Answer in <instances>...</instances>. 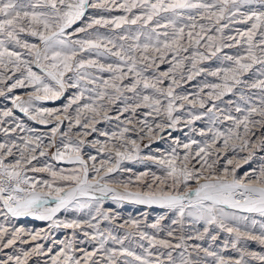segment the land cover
<instances>
[{
	"label": "snow or ice",
	"instance_id": "1",
	"mask_svg": "<svg viewBox=\"0 0 264 264\" xmlns=\"http://www.w3.org/2000/svg\"><path fill=\"white\" fill-rule=\"evenodd\" d=\"M252 4H258L259 9H252L248 12L240 11L242 5ZM89 9L108 12L122 10L125 14L106 18L96 13L90 16L82 26L73 29L74 25L85 20ZM237 14L242 17L240 22L244 24L250 22V27L243 31L237 30L234 36H225L224 30L228 24H222L221 21L228 19L231 23ZM97 26H112L116 29L128 26V28L126 34L119 37L122 42L117 44L113 39L100 34L98 30L89 32L90 29H95ZM132 26H139L135 33H132ZM69 29H73V31L69 33ZM159 29H163V31H159ZM185 29H188L187 32ZM213 30L219 35L210 34ZM79 33H85V37L69 38ZM29 38H34L36 42H30ZM128 41H132V43H127ZM202 41L208 54L199 51ZM233 45H246V48L243 54L223 57V60L231 62L230 67L217 69L210 73L213 76H220L223 83L205 85L213 90L208 93L209 98L219 99L225 92H232L233 88L241 84L260 89L264 93V79L256 80L251 84L241 79L242 75L248 73L254 65H260V75L264 76V0H119V2L118 0H0V82L12 79L11 76L5 77V73L20 72V77L11 84L8 91L18 87L31 86L33 92L29 93L27 101H22L19 96L15 97L13 105L25 114H29L30 108H34L30 119L40 124L46 125L51 122L52 117H55L57 126L51 130L53 136H55L59 124L62 123L59 115L60 110L36 108L34 101L58 100L69 87L81 90L78 94L73 95L64 106L63 111L67 113L69 108L77 105L75 124L81 126L82 129H87L95 122L96 116L104 109L103 101L107 99L111 103L114 100H119L125 90L136 96V103L128 105L129 98L124 97L126 104L124 111L131 108L135 112L136 108L143 106L159 113L160 99L152 95H142L137 91L141 85L145 90L152 89L155 93L168 98L165 110L168 119L174 126L179 120V117L172 115L175 110L174 101L176 99L187 100V97L176 96L171 85L166 91L158 87L163 83L161 77L170 78L172 85H176V78L174 75L170 76V73H174L177 68H182L186 60L191 63L192 69H196L195 74L199 75L204 71L202 68L197 69L199 61L210 59L223 48H231ZM190 49H192L190 56L181 55L188 53ZM86 52H95L97 57H113L115 61L106 64L100 62L99 59H85L80 54ZM169 53L172 54L175 63L168 71L160 73V76L155 77L154 80L143 76L148 68L156 64L157 59L163 63L166 54ZM33 65L39 69V72L33 70ZM89 69L101 73H111V77L108 80H102V84L97 85L96 88H81V81L96 85L97 80L102 79L95 76ZM69 73L72 75L69 76ZM129 74H132L134 79L122 87V82L128 78ZM192 78L191 75L188 77V79ZM68 81L73 82L69 84ZM85 91L94 92L95 97L89 96L90 103L80 104V101L85 98ZM3 94L0 91V95ZM241 98L243 99V93H241ZM98 101L101 103H97ZM204 103L205 101L201 100L200 106L204 107ZM236 110L241 111L239 107ZM85 112L93 114L91 119L84 116ZM11 114V110L3 113L5 117ZM148 114L151 115V113ZM254 116H258L259 119H254ZM64 118L71 120V117L67 115ZM193 119H200V117L196 116ZM226 119L232 120L233 127L229 128L227 133L215 130L212 134V144L215 145L218 140L223 138L224 148L227 149L232 141L231 146L234 149L236 147L234 141H240L241 151L249 149V155L245 158V163H247L253 155L251 149H264V95L261 96L259 107L249 108L242 119L232 116H227ZM71 127L70 124V130ZM157 127L161 128L162 125H157ZM241 128L243 134H241ZM256 128L259 129V132L253 131ZM92 130L95 131V128ZM151 130L149 126V132ZM128 131L127 128L123 129L120 136L123 137L124 133ZM209 131L211 132L212 129ZM88 134L83 132V136ZM63 135L66 139L62 138L60 147H57L54 141L50 145L56 149L52 159L78 164L80 167L68 172H57L49 164H45L43 168L33 167L30 169L33 172H49L51 180H35L25 174V165H30L33 160L37 159L35 155L31 154L36 153L37 149H41L40 156L47 154L43 150V147L47 146L42 145L40 136L35 137L34 147L32 138L25 139L24 149L21 150L19 159H16L12 164L4 163V156H11L12 148L0 144V152H2L0 154V202L3 203V208L6 210L5 215L11 214L13 217L35 215L41 220H52L61 208H67L72 201L77 200L78 196L100 201L111 194L112 198L116 200L130 199L136 203L159 205L161 208L174 211L177 219L172 220V224L179 225L181 230L185 217L191 218L192 221H203L205 227L203 233L197 232L195 237L181 235L177 243H173L169 239L148 237L146 233L141 232V238L149 240L150 248L158 247L168 250L156 254L145 249L147 254L144 256L123 247V239L111 237L115 243L121 245L119 249L106 248L107 239H102L98 248L91 252L81 250L83 254L78 257L76 249L69 241L64 243V247L59 252L51 256L50 264H165V261L160 259L162 256H166L168 264H207L206 260L199 257L200 252H203L205 257H212L214 264H246L244 255L257 257L256 253H245L242 249H237L241 253L240 258L232 260L215 251H210L209 248H203L199 244L189 246L186 240H203L204 236L209 234V226L215 225L234 237L233 248H237V244L242 239L257 240L264 245V225H261L260 235H255L247 230L242 231L238 226H230V222L249 220L247 215H237V213H256L264 217V163L260 164L258 169L245 173L243 179L236 175L235 168L239 167V164L233 167L231 172L227 167H224L223 175H221L214 168L216 161L209 163L208 157L211 152L206 143L205 147L199 148L196 156L203 161L201 167L209 171L208 176H203L201 172L189 167L188 154H185L184 162L180 164L177 163L178 158L173 155L171 159L158 161L165 166V175L160 177L152 174L153 182L157 185L155 190H153L152 184H145L148 191L121 194L109 187L106 177L119 169L122 160L134 158L126 151H121L123 145L113 146L116 161L113 166L106 168L105 175H101V171L106 162H102L100 167H96V157L89 156V159L93 161L91 171L95 172L98 177L90 179L88 162L82 155L85 141L80 138L81 133L76 134V139H73L69 133ZM252 136L257 137L255 142H252ZM131 143L135 145L136 142L131 141ZM192 143L197 142L192 141ZM184 147L189 149L191 145L185 144ZM5 149L6 152L3 151ZM25 152L30 155L26 156ZM111 159L110 155L108 160ZM147 159L155 160L156 157L150 156ZM227 163L231 165L233 160L229 159ZM229 175H231L230 179ZM146 176H148L147 172L142 173L137 177V180H142ZM168 180H171V184L167 183ZM193 181L195 187L190 183ZM160 185L164 187H160ZM96 192H99L100 195L96 196ZM49 198L55 200V207L44 208ZM79 206L84 207L85 205L80 204ZM228 209L232 211H228ZM97 213L99 214V209H97ZM104 218L108 219V216L105 215ZM163 219L164 217L161 216L151 227L159 229L160 221ZM55 223L56 226H59V222ZM125 223H130L135 228L139 227V222L135 220L125 221ZM251 223L254 225L255 221L253 220ZM63 226L78 228L80 222H64ZM89 226L94 227L93 225ZM174 231V229L169 230L167 235L175 239ZM19 232V229L15 230L12 233V238L8 239L4 246L8 247L14 244ZM7 234L8 229L0 224V241ZM38 235L32 236V239L36 240ZM92 238L96 239L95 236ZM216 238L215 235L211 236L213 241ZM42 247L37 244L33 251L38 255H43ZM189 247L193 251H189ZM224 247H228L227 243ZM178 249L180 251L174 257L173 253ZM48 251L51 252L52 249L50 248ZM98 252H103V255L99 259H94ZM194 253L195 259L193 258ZM29 255L28 252L24 253L25 257ZM154 255L156 258L151 259L150 257ZM259 259L264 261V256H260ZM8 260H14L15 264H27L26 259L22 260L19 256H9ZM0 264H7V261H0Z\"/></svg>",
	"mask_w": 264,
	"mask_h": 264
},
{
	"label": "rangeland",
	"instance_id": "2",
	"mask_svg": "<svg viewBox=\"0 0 264 264\" xmlns=\"http://www.w3.org/2000/svg\"><path fill=\"white\" fill-rule=\"evenodd\" d=\"M252 9H259V5H242L240 11L248 12ZM134 11L138 12L139 10ZM96 13L106 18L125 14L122 10L108 12L89 9L85 20L78 22L77 25L73 26V29L82 26L90 16ZM241 19L242 17L237 14L231 23L228 19L221 21L222 24H228V27L224 30V35L234 36L237 30L243 31L250 27V22L249 24H244L240 22ZM138 27L139 26H132V33H135ZM127 28L128 26H124V28L120 29L113 28L112 26H97L95 29H90L89 32L98 30L100 34L113 39L119 44L122 42L119 40V37L126 34ZM73 29H69L68 32L71 33ZM187 30L188 29H185L186 32ZM159 31H163V29H159ZM210 34L219 35V33H215L214 30ZM84 37L85 33H79L69 38L77 39ZM29 40L30 42H36L34 38H29ZM226 42L232 43L231 41ZM127 43H132V41H128ZM109 47H111V45H109ZM245 48L246 45H233L231 48H223L222 51L218 52L216 56L210 59L199 61L197 63V69L202 68L204 70L200 72L199 75L195 74L196 69H192L191 63L186 60L182 68H177L174 73H170V76H175L177 81L176 85H172V80L170 78L161 77L163 83L158 85V87L166 91L171 85L176 96L187 97V100L176 99L174 101L175 110L172 115L173 117H179L178 122L174 126H172L171 120L168 119L165 110L168 105V98L155 93L152 89L145 90L141 85L137 91L142 95H152L160 99L161 105L159 113L153 111L151 108H145L143 106L136 108L135 112H133L131 108H129L128 111H124L126 107L124 97L129 98L127 101L128 105H135L136 103V96L132 92L125 90L121 99L114 100L111 103H109L107 99L103 101L104 109L96 116L95 122L87 129H82L81 126L75 124V109L77 105H73L69 108L67 113L63 111L64 106L73 95L78 94L81 90L69 87L58 100L34 101V106L36 108L43 107L60 110L59 115L62 123L59 124L58 130L55 136H53L51 130L57 126L55 117H52L51 122L46 125L40 124L30 119V114L34 113V108H30L29 114H25L13 105V100L17 96H19L22 101H27L29 93L33 92V88L31 86L23 88L18 87L12 89V91H8L11 84L15 83L16 79L20 77V72L9 71L5 73V77L11 76L12 79H5L3 82H0V91L4 93L0 95V144H5L7 147L12 148V155H5L4 163L6 165L12 164L16 159H19L20 152L24 149L25 139L32 138V146L34 147L36 143L35 137L40 136L42 145L47 146L43 147V150L47 154L45 156H40L39 152L41 149H37L36 153L31 154L35 155L37 159L33 160L30 165H25V174L35 180H51L49 172H33L30 169L33 167L43 168L45 164L51 165L57 172H68L72 169H78L80 167L78 164L53 160L52 156L56 149L50 145L54 141L56 146L60 147L62 138L66 139L63 135L64 133H69L73 139L77 138V133H81L80 138L85 141L82 155L88 162L90 179H97L98 177H96L95 172L91 171L93 161L89 159V156L96 157V167H100L102 162H106L104 169L101 171V175H105L107 167L115 164L116 157L115 151L113 150L114 145L117 147L123 145L121 151H126L134 157L133 159L122 160L119 169L106 177L109 187L121 194L125 192L148 191L145 184H152L153 190H155L157 185L153 182L152 174L160 177L165 175V166L161 165L158 161L160 159H171L173 155L178 158L177 163L180 164L184 162L185 154H188L189 167L201 172L203 176H208L209 171L201 167L203 161L200 157L196 156V152L199 151V148L205 147L206 143L211 152V155L208 157L209 163L216 161L214 168L219 174L223 175L224 167H227L231 172V169L239 164V167L235 168L236 175L243 179L245 173H250L253 169H258L260 164L264 163V159H262L264 158V149H251L253 152L252 158L245 163V158L249 155V149L241 151L239 147L240 141H234L236 144L234 149L231 146L233 142L230 141L229 147L225 149L223 146V138L218 140L215 145L212 144V134L217 129L227 133V130L233 127V122L232 120L226 119V117L232 116L242 119L243 116L247 114L249 108L259 107L261 96L264 95V93H262L260 89L246 87L241 84L233 88L232 92H225L222 97L216 99L215 97L209 98L208 93L213 90L205 87V85L222 84L223 81L220 76H213L210 73L217 69L230 67L231 62L223 60V57L226 55L235 56L237 54H243ZM18 50L24 51L22 49ZM113 51H115V49H113ZM191 51L192 49H190L188 53H182L181 55L190 56ZM199 51L206 52L203 41L201 42ZM206 54L208 53L206 52ZM80 55L85 59H99L100 62L106 64L115 61L113 57H97L95 52H86ZM174 63L175 61L172 59V54H166L163 63L157 59L156 64L148 68L143 73V76L150 80H154L155 77L160 76V73L168 71ZM33 70L39 72V69L34 65ZM259 70L260 65H254L248 73L242 75L241 79L247 81L248 84L256 80L264 79V76L260 75ZM89 71L102 79L97 80L96 85L81 81V88H96L97 85L102 84V80H108L111 77V73L108 72L101 73L94 69H89ZM125 71H127L126 68ZM68 75L71 76L72 73ZM190 75L193 77L192 79H188ZM133 79L134 77L132 74H129L128 78L122 82V87L123 85L129 84ZM72 82L73 81H68L69 84ZM109 91H111V89H109ZM241 93H243V99L241 98ZM89 96L94 98L95 93L85 91V98L80 101V104L85 102L90 103L91 101L88 99ZM201 100L205 101L204 107L200 106ZM97 103L101 102L98 101ZM213 105H215V107H213ZM238 107L241 109L240 112L236 110ZM209 109H211V111H209ZM9 110H11L12 114L5 117L3 113ZM148 113H151V115ZM66 115L70 116L71 120L65 119L64 117ZM84 116L91 119L93 114L85 112ZM196 116H199L200 119H193V117ZM253 118L259 119L258 116H254ZM81 120L83 123V116ZM70 124L72 125L71 130L69 129ZM157 125H162V127L158 128ZM149 126L152 129L151 132H149ZM93 128H95V131L92 130ZM125 128L129 129V131L124 133V136L121 137L120 133ZM29 129H31V131H29ZM209 129H212V131L210 132ZM253 131L259 132V129L256 128L253 129ZM83 132L89 134L83 136ZM202 132L204 133L203 135L201 134ZM241 134H243L242 128ZM256 139L257 137L255 136L251 137L252 142H255ZM97 141H99V143H97ZM131 141H135V145H133ZM192 141H196L197 143H192ZM185 144H190L191 147L186 149L184 147ZM173 150L175 151L173 152ZM3 151L6 152V149ZM0 154H2V152H0ZM25 155L28 156L30 153L25 152ZM110 155L112 159L108 160ZM201 155H203V153H201ZM137 156L139 157L138 159L136 158ZM150 156H154L156 159H147V157ZM229 159L233 160V164L229 165L227 163ZM145 172L148 173V176L144 177L142 180H137V177ZM230 178L231 175H229V179ZM167 183L171 184V180H168ZM190 183L195 187L194 181ZM160 187L164 186L160 185ZM95 195L99 196L100 193L96 192ZM55 204V200L49 198L44 208H53ZM80 204H84L85 206L80 207ZM97 209H99V214L97 213ZM228 211L232 210L228 209ZM4 212H6V210L3 208V203L0 202V224H3L4 227L8 229V234L0 241V261H7V264H15L14 260H8L9 256H19L22 260L26 259L27 264H50L51 256L59 252V250L64 247V243L69 241L72 242L73 247L76 249V255L78 257L83 254L81 250L88 252L94 251L99 247V242L102 239H107L106 248L119 249L121 245L115 243L111 237L123 239V247L129 248L138 255H146L145 249H149L151 252L158 254L159 252H167L168 250L158 247L150 248L149 240L147 238L142 239L140 236L141 232L146 233L148 237L169 239L172 240L173 243H177L181 235L185 237L189 235L195 237L197 232L203 233L205 227L203 221H192L191 218L185 217L183 229L181 230L179 225L172 224V220L177 219V215L174 211L161 208L159 205L136 203L134 200L130 199L116 200L112 198L111 194L100 201L90 200L89 197L78 196L77 200L72 201L67 208H61L55 216H53L52 220H41L32 215L13 217L11 214L5 215ZM105 215L108 216V219L104 218ZM237 215H247L249 220L239 221L237 223L230 222V226H238L242 231H251L255 235L261 234V225H264V217L256 213H237ZM161 216H163L164 219L160 221V228H152L151 225L156 223ZM133 220L139 222L138 228L132 227L130 223H125V221L131 222ZM253 220L255 221L254 225L251 223ZM71 221L80 222V227L65 228L63 226L64 222ZM55 222H59V226H56ZM89 225H93L94 227H90ZM17 229H19L20 232L15 243L5 247L4 245L7 243V240L12 238V233ZM173 229L175 230V239L167 235V232ZM85 233H87V235H85ZM101 233L103 235H99ZM37 234H39L37 239L33 240L32 236ZM213 235L217 237L215 241L211 239ZM93 236H95L96 239H93ZM233 239V236L222 231L217 226L212 225L209 226V234H206L203 240H186V243L189 246L199 244L203 248H209L210 251H215L232 260L240 258L241 253L237 249H242L245 253L257 254L256 258L247 254L244 255L246 264H264V261L259 259L260 256H264V245L260 244L257 240L242 239L239 244H237V248H233ZM226 243L228 245L227 248L224 247ZM37 244L43 246L41 249L44 253L43 255H38L33 251ZM50 248L52 249L51 252L48 251ZM179 251L178 249L174 252L173 256L176 257ZM189 251H193V249L189 247ZM25 252L30 253V255L25 257ZM102 255L103 252H98L94 259H99ZM199 257L206 260L207 264H214L213 258L205 257L203 252L199 253ZM150 258L155 259L156 257L154 255ZM193 258H196L195 253ZM160 259H163L165 264H168L166 256H162Z\"/></svg>",
	"mask_w": 264,
	"mask_h": 264
},
{
	"label": "bare ground",
	"instance_id": "3",
	"mask_svg": "<svg viewBox=\"0 0 264 264\" xmlns=\"http://www.w3.org/2000/svg\"><path fill=\"white\" fill-rule=\"evenodd\" d=\"M54 207H55V206H54ZM32 216H33V217H36L35 215H32ZM32 216H31V217H32ZM37 219H38V218H37Z\"/></svg>",
	"mask_w": 264,
	"mask_h": 264
}]
</instances>
